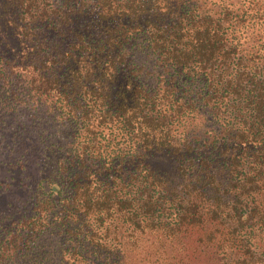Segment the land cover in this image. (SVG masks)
I'll return each instance as SVG.
<instances>
[{
  "label": "trees",
  "instance_id": "16d2710c",
  "mask_svg": "<svg viewBox=\"0 0 264 264\" xmlns=\"http://www.w3.org/2000/svg\"><path fill=\"white\" fill-rule=\"evenodd\" d=\"M33 166L0 264H264V0H0L5 188Z\"/></svg>",
  "mask_w": 264,
  "mask_h": 264
},
{
  "label": "rangeland",
  "instance_id": "374dc122",
  "mask_svg": "<svg viewBox=\"0 0 264 264\" xmlns=\"http://www.w3.org/2000/svg\"><path fill=\"white\" fill-rule=\"evenodd\" d=\"M201 122V119H196L193 125H201ZM37 174V167L34 166L24 172L16 171L15 180H11V185L5 188L6 181L2 183L5 171L0 167V181L2 183L0 185V217L7 213H13L22 206L23 201L25 203L31 188L34 186L33 179L36 178ZM183 244L185 247L194 246L191 241H184ZM136 245L137 247H135ZM181 257L182 253L178 251L176 242L162 244L156 236L147 232L142 234L139 244L131 242L127 245L123 260L125 259V264H183L185 260L182 259L181 261ZM206 263L209 261L203 255L200 259L198 256L194 257L191 264Z\"/></svg>",
  "mask_w": 264,
  "mask_h": 264
}]
</instances>
